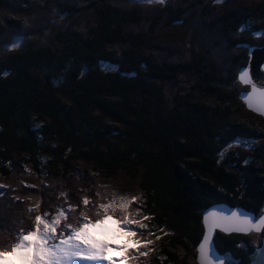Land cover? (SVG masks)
I'll use <instances>...</instances> for the list:
<instances>
[{
    "label": "trees",
    "instance_id": "1",
    "mask_svg": "<svg viewBox=\"0 0 264 264\" xmlns=\"http://www.w3.org/2000/svg\"><path fill=\"white\" fill-rule=\"evenodd\" d=\"M253 32H264V0H0V204L19 176L70 186L71 198L47 202L49 218L74 205L69 219L84 208L95 219L97 204L126 197L113 219L135 210L139 223L127 225L159 238L153 253L137 246L141 261L130 249L133 264H196L186 260L205 209L257 217L264 206V119L246 109L237 79L249 47L264 45ZM121 178L135 192L101 194ZM28 182L39 203L44 188ZM36 208L0 219V247L32 226ZM214 243L242 264L255 255L240 234L217 232Z\"/></svg>",
    "mask_w": 264,
    "mask_h": 264
},
{
    "label": "snow or ice",
    "instance_id": "2",
    "mask_svg": "<svg viewBox=\"0 0 264 264\" xmlns=\"http://www.w3.org/2000/svg\"><path fill=\"white\" fill-rule=\"evenodd\" d=\"M149 3L163 4L165 0H147ZM220 3L221 0H215ZM240 31L247 30L245 25L239 26ZM253 36L264 38V32H253ZM20 39L16 38L6 48L18 47ZM260 71L264 73V65L259 66ZM237 79L241 84L248 85L251 89L243 99L246 106L261 115H264V86H258L254 78L250 75V67L242 66L238 69ZM236 146L248 148L247 143H241L239 140L233 141ZM247 162V161H245ZM61 195H64L61 193ZM116 199L121 202L116 203ZM136 198L132 197L134 201ZM129 200L126 197L115 198L112 202L97 204L93 209L95 219H90L88 209H81L79 218L74 214L71 219L68 218V212H75V206L70 205L68 210L58 208L55 214L47 211L37 214L32 218V226L25 230L20 228L15 231L14 238L9 240L8 247H0V264H11L6 261V257H14L18 264H101L104 261V249L98 245L90 233V229H95L103 225L105 221L113 220V215L117 207L124 212L128 207ZM83 205L89 204V199H82ZM32 211L31 208L28 209ZM144 219H147L145 217ZM119 227L127 229V224L136 223L128 218L125 212L123 222L115 220ZM204 233L200 240L196 252L198 264H232L229 257L217 255L214 245L211 243L213 230L219 228L225 233L237 232L248 234L250 232H260L261 242L264 243V210L258 218L249 217L245 214H238L232 211L230 215H225L220 210H209L203 216ZM141 228L145 225L141 224ZM134 230H128V235H134ZM147 243H150L147 242ZM237 247H245L243 241L237 244ZM140 255H146L140 252ZM126 259V257H121ZM108 264H111L109 261Z\"/></svg>",
    "mask_w": 264,
    "mask_h": 264
},
{
    "label": "rangeland",
    "instance_id": "3",
    "mask_svg": "<svg viewBox=\"0 0 264 264\" xmlns=\"http://www.w3.org/2000/svg\"><path fill=\"white\" fill-rule=\"evenodd\" d=\"M251 1H259V0H251ZM81 21V20H80ZM6 48V47H3V49ZM250 48V47H249ZM249 50V49H248ZM235 145V144H234ZM26 179V180H25ZM82 180V179H81ZM1 181H3L0 177V186H4V182L1 183ZM28 181H38V184H41L42 187L44 188V190H40V191H43L41 194L44 195V197H42V195L38 196L40 197V200H39V203H33L32 200V193H30V191H33V184H29ZM11 182V187H13L9 192L7 196V200L4 202L5 204H0V219H4V217H6V220H2L4 221L5 225L7 224H10L12 222L13 219H17V211H25L26 214L22 213L24 216L28 215L30 212L28 211L29 208L32 209V211L37 207V208H42L43 209V212L49 210V207L50 205H47L50 201V198L51 200L53 199H62L64 197H68V198H71V194L69 193L70 190H68V186L67 187V191L68 192H64L63 194L64 195H61L59 192V188L60 187H55V186H50L48 187L46 185L45 182H48L47 180L45 179H34V178H24V179H21L20 176L15 178V180L10 181ZM67 182V181H66ZM103 191H101V194L103 195H108L110 193H117L116 195L118 196L121 195L122 192H135L133 189H132V184L128 183L127 180L125 178H121V179H116L114 180L112 183L110 184H106L105 186L103 185H98ZM22 190V191H21ZM9 202H11V204H9ZM35 206V207H33ZM53 207V206H52ZM34 208V209H33ZM36 208V209H37ZM262 210H264V206L263 208L261 209V211L259 212L258 216L255 217V218H258L262 212ZM22 211V212H23ZM134 211V216H133V221H135L136 223H139L138 220V216H139V213H137L135 210ZM113 221H115V219H113ZM1 222V220H0ZM117 224V223H116ZM132 224V223H130ZM134 224V223H133ZM121 229L123 230L122 232L124 233L125 237H126V244L127 246L125 248L122 247V243L120 240L119 242H117L115 244V253L113 252V256H114V260H113V263L114 264H133L131 262V257H130V254L129 251L130 249H134V254H138V250L136 249L137 246L139 245H144L143 247L147 249V252H155L153 251L154 249L157 248V241H158V237L156 238H152L153 235L152 233H146V232H139L137 233L135 229H133L132 227H127V229L121 227ZM128 230H134L135 231V234L134 235H131L129 236L128 235ZM139 235V236H145V237H148L149 239L144 241V242H141V243H138L137 240H136V235ZM243 236H246L247 238V241L248 243L251 245L252 247V250L254 251V256L251 257V260H244L243 263L244 264H264V243L261 242V236L262 234L260 232H250L249 234L247 235H243ZM150 243H147L149 242ZM147 244V246H151V247H154L153 249H148V247L145 245ZM155 244V246H153ZM119 245V246H118ZM142 247L143 249V252H144V248ZM147 252L145 250L144 253H146L147 255ZM110 255L112 258L113 256ZM145 255V256H146ZM144 255H137L136 256V260L141 261L142 257ZM121 257H126V259H121ZM226 257H229L232 264H242L241 261L237 260V259H234L233 257H230V256H226ZM6 261H11V264H18V261H16V259L14 257H6ZM136 261V263L134 264H139L138 262ZM186 261H188L189 263H194V259H192L191 257H189ZM196 262V261H195ZM144 264V263H142ZM197 264V263H196Z\"/></svg>",
    "mask_w": 264,
    "mask_h": 264
},
{
    "label": "water",
    "instance_id": "4",
    "mask_svg": "<svg viewBox=\"0 0 264 264\" xmlns=\"http://www.w3.org/2000/svg\"><path fill=\"white\" fill-rule=\"evenodd\" d=\"M248 62L245 66H249L250 67V75L254 78V82H256L258 84V86H264V73H262L260 71L259 66L260 65H264V45L261 47H250L248 50ZM239 81V80H238ZM241 84V83H240ZM242 86H246L248 87L247 91H243L240 93L239 98L240 100L244 103L243 99L241 98L243 95H246L248 91H250L251 89L249 88L248 85H244L241 84ZM246 109L258 116H260L261 118L264 119V115L259 114L258 112H254L252 110H250L246 104L244 103ZM220 210L222 211L226 216L230 215L232 211H237L238 214H245L248 215L249 217H253L255 218L256 216L248 211H246L245 209L241 208L240 206H229L225 203H216L213 204L211 206H209L207 209L204 210L203 214H202V225H203V233H204V223H203V216L204 214L209 211V210ZM217 232L229 235V234H240V235H247V234H242V233H237V232H230V233H225L223 231H221L219 228H216L213 230V238L211 240V243L214 245V249L217 255H220L219 252L216 249L215 243H214V237L216 235ZM249 234V233H248ZM203 237V234H202ZM202 239V238H201ZM200 242V241H199ZM199 244V243H198ZM197 244V246H198ZM196 246V248H197ZM196 257H197V252H196ZM197 262V259H196ZM198 264V262H197Z\"/></svg>",
    "mask_w": 264,
    "mask_h": 264
},
{
    "label": "bare ground",
    "instance_id": "5",
    "mask_svg": "<svg viewBox=\"0 0 264 264\" xmlns=\"http://www.w3.org/2000/svg\"><path fill=\"white\" fill-rule=\"evenodd\" d=\"M89 231L92 234L93 239L104 249V261L101 262V264H108L109 261L111 264H114L113 260L115 258L113 252L115 251V244L122 240V247L125 248L127 246V240L121 227H119L113 220H108L105 221L103 225H100L95 229H90ZM110 255H112L113 258Z\"/></svg>",
    "mask_w": 264,
    "mask_h": 264
},
{
    "label": "clouds",
    "instance_id": "6",
    "mask_svg": "<svg viewBox=\"0 0 264 264\" xmlns=\"http://www.w3.org/2000/svg\"><path fill=\"white\" fill-rule=\"evenodd\" d=\"M195 261H196V259H195ZM197 263V262H196Z\"/></svg>",
    "mask_w": 264,
    "mask_h": 264
}]
</instances>
